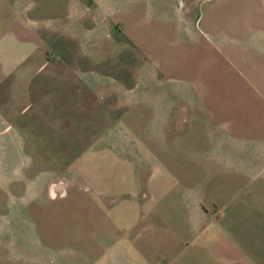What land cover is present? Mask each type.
<instances>
[{
	"label": "crops",
	"instance_id": "1",
	"mask_svg": "<svg viewBox=\"0 0 264 264\" xmlns=\"http://www.w3.org/2000/svg\"><path fill=\"white\" fill-rule=\"evenodd\" d=\"M36 177L86 264H264V0H0L6 245Z\"/></svg>",
	"mask_w": 264,
	"mask_h": 264
},
{
	"label": "rangeland",
	"instance_id": "2",
	"mask_svg": "<svg viewBox=\"0 0 264 264\" xmlns=\"http://www.w3.org/2000/svg\"><path fill=\"white\" fill-rule=\"evenodd\" d=\"M67 161L68 160H63L62 162L65 163ZM38 182L39 180L36 177L31 182V189L25 195L29 207H20L24 215L23 218H27L26 216L29 215V220L19 219L17 214L21 212H16L18 209L16 206L17 199H15V197L13 199L15 201L14 220L12 223L8 224V232H13L12 244L6 245L4 244L6 242L5 240H0V264H86V256L70 254L71 252L69 253L70 249L68 245L62 244L61 248L56 250L51 248L52 250H50V248L43 245L42 240L38 238L37 218L39 214H44V211H46L45 215L54 216L53 210H56L55 216H59L61 220L67 221L77 216L75 209L67 206L68 204L57 208L51 207L50 209H45V207L42 206L44 198L38 191ZM62 182L63 181L58 179L56 184L61 187L64 184ZM48 210L50 212H48ZM7 242L10 243L11 239H8Z\"/></svg>",
	"mask_w": 264,
	"mask_h": 264
}]
</instances>
